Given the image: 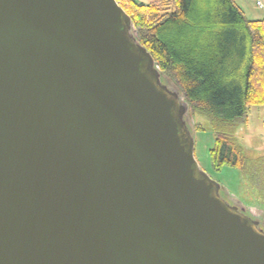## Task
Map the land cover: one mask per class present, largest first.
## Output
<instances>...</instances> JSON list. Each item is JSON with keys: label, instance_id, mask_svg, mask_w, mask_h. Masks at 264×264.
I'll use <instances>...</instances> for the list:
<instances>
[{"label": "water", "instance_id": "water-1", "mask_svg": "<svg viewBox=\"0 0 264 264\" xmlns=\"http://www.w3.org/2000/svg\"><path fill=\"white\" fill-rule=\"evenodd\" d=\"M191 113L117 0H0V264H264Z\"/></svg>", "mask_w": 264, "mask_h": 264}, {"label": "trees", "instance_id": "trees-1", "mask_svg": "<svg viewBox=\"0 0 264 264\" xmlns=\"http://www.w3.org/2000/svg\"><path fill=\"white\" fill-rule=\"evenodd\" d=\"M117 1L161 73L209 122L214 169L247 181L264 173V160L249 159L236 137L251 108L264 106V19L248 20L236 0Z\"/></svg>", "mask_w": 264, "mask_h": 264}, {"label": "rangeland", "instance_id": "rangeland-1", "mask_svg": "<svg viewBox=\"0 0 264 264\" xmlns=\"http://www.w3.org/2000/svg\"><path fill=\"white\" fill-rule=\"evenodd\" d=\"M135 1L139 4L149 2V0ZM243 10L253 12L251 7H243ZM171 81L183 93V89L173 80ZM195 114L192 110L193 127L202 125L204 128V130L194 129L195 158L200 168L224 189L223 193L226 197L242 201L247 208V213L264 223V173H256L253 181H247L240 175V172L228 167L216 171L211 160V150L215 140L214 134L207 119L197 113ZM236 137L249 159L264 160V106L251 108L247 121L243 125L241 124Z\"/></svg>", "mask_w": 264, "mask_h": 264}, {"label": "crops", "instance_id": "crops-1", "mask_svg": "<svg viewBox=\"0 0 264 264\" xmlns=\"http://www.w3.org/2000/svg\"><path fill=\"white\" fill-rule=\"evenodd\" d=\"M236 2L248 20L256 21L264 19V0H236ZM258 3H261V6H258ZM243 7H251V11L253 12H245Z\"/></svg>", "mask_w": 264, "mask_h": 264}, {"label": "built area", "instance_id": "built-area-1", "mask_svg": "<svg viewBox=\"0 0 264 264\" xmlns=\"http://www.w3.org/2000/svg\"><path fill=\"white\" fill-rule=\"evenodd\" d=\"M257 5H258V6H261V3H258Z\"/></svg>", "mask_w": 264, "mask_h": 264}]
</instances>
